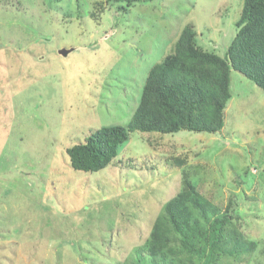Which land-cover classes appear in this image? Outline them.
I'll return each instance as SVG.
<instances>
[{"label":"rangeland","instance_id":"1","mask_svg":"<svg viewBox=\"0 0 264 264\" xmlns=\"http://www.w3.org/2000/svg\"><path fill=\"white\" fill-rule=\"evenodd\" d=\"M242 6L0 0V264L129 263L186 174L212 196L218 183L223 208L235 197L237 224L258 241L230 263L264 264V90L239 70L218 133L135 130L96 172L75 170L66 152L104 125L129 124L185 25L224 56Z\"/></svg>","mask_w":264,"mask_h":264},{"label":"trees","instance_id":"2","mask_svg":"<svg viewBox=\"0 0 264 264\" xmlns=\"http://www.w3.org/2000/svg\"><path fill=\"white\" fill-rule=\"evenodd\" d=\"M107 4L103 1L100 9ZM236 26L222 56L199 42L194 25H185L148 72L129 124L104 125L68 147L71 166L84 172L106 168L135 130L220 132L232 97V69L264 90V0H243ZM205 183L196 185L186 174L181 189L163 204L145 242L123 264H233L256 251L258 241L237 224L235 197L223 208L217 201L219 184H210L212 196L205 192Z\"/></svg>","mask_w":264,"mask_h":264},{"label":"water","instance_id":"3","mask_svg":"<svg viewBox=\"0 0 264 264\" xmlns=\"http://www.w3.org/2000/svg\"><path fill=\"white\" fill-rule=\"evenodd\" d=\"M61 52L64 53V54H66V53H68L69 51L63 49V50H61Z\"/></svg>","mask_w":264,"mask_h":264}]
</instances>
